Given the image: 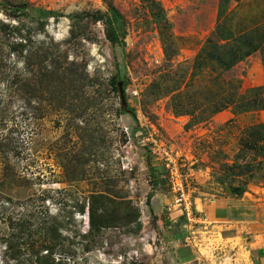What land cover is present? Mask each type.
Returning a JSON list of instances; mask_svg holds the SVG:
<instances>
[{"label":"rangeland","instance_id":"1","mask_svg":"<svg viewBox=\"0 0 264 264\" xmlns=\"http://www.w3.org/2000/svg\"><path fill=\"white\" fill-rule=\"evenodd\" d=\"M111 6L120 14L116 43L107 37ZM0 23L8 26L0 28V236L27 221L39 247L56 222L55 264L256 263L227 240L235 227L190 226L174 202L166 152L185 149L175 155L183 166L208 156L190 158L188 141L168 144L155 112L136 108L172 69L164 45L178 48L170 29L156 31L146 0H0ZM22 40L23 54L13 51ZM30 50L41 53L32 71ZM13 71L37 90L12 88ZM155 141L171 148L158 150ZM226 161L219 158V170L231 166ZM194 176L197 190L208 176ZM98 194L119 223L92 232L88 207ZM135 210L139 223L121 221ZM0 264H13L1 240Z\"/></svg>","mask_w":264,"mask_h":264},{"label":"crops","instance_id":"2","mask_svg":"<svg viewBox=\"0 0 264 264\" xmlns=\"http://www.w3.org/2000/svg\"><path fill=\"white\" fill-rule=\"evenodd\" d=\"M146 2L156 31L170 29L178 48L164 45L172 69L136 108L155 112L168 144L188 141L190 158L208 156L185 165L199 181L208 178L193 195L192 220L180 211L190 226L235 227L227 240L264 264V0ZM224 155L231 166L222 171Z\"/></svg>","mask_w":264,"mask_h":264},{"label":"trees","instance_id":"3","mask_svg":"<svg viewBox=\"0 0 264 264\" xmlns=\"http://www.w3.org/2000/svg\"><path fill=\"white\" fill-rule=\"evenodd\" d=\"M10 1V0H8ZM22 8H26L22 6ZM111 11L113 12V20L110 21L109 24V30L107 32V37L112 43L119 42V35L116 30L115 24L113 22L117 21L120 18V14L118 11L111 6ZM32 12L34 14H45L46 11L42 10L41 8H31ZM11 11V10H10ZM41 25H44L43 22H41ZM0 28L3 30H8V26L5 23H0ZM25 44L23 40L17 44L13 45L12 50L13 51H19L20 54H23L24 52ZM41 53L39 50H30L29 51V59L28 61V67H31L30 71L34 69V66L37 64V59H35L36 56H39ZM43 55H49L46 52ZM41 77L44 76L43 73H40ZM11 86L12 88H16L17 90L20 89H27L30 91H35L33 86L31 87L29 84L26 85L23 82L22 75L18 73L17 71H13L11 73ZM124 89V86H123ZM37 90V89H36ZM29 95H32L29 93ZM125 100H122V110L127 109L126 108ZM105 195H93L90 198V204L88 207V215H89V226L90 231L95 232L99 230H103L104 228L109 227H117L119 220H117V217L113 214H110L109 209H106L107 204L105 203ZM141 213L139 210H135V213L129 214L126 213L124 218H122L123 221H129L134 223H139L138 220L140 219ZM119 219V218H118ZM51 226L49 227L50 234L47 233L48 230L44 229L43 236L51 235V237L45 236L44 239L40 242L42 244L39 245V247H36V244H34L33 234L31 233V228H29V224L27 221L20 220L19 227H16L12 224V228L10 227V230L8 234L0 236V240L3 242L4 247V253L9 258L12 259L13 264H26L22 261V258L27 259V264H55V260L53 258V253L55 250V246L59 244L60 241L58 239L61 237L60 234H58V228L55 223H51ZM12 229V230H11ZM43 230V229H40ZM32 246V247H30ZM25 247V251L22 250V248ZM42 252H45L42 254Z\"/></svg>","mask_w":264,"mask_h":264},{"label":"built area","instance_id":"4","mask_svg":"<svg viewBox=\"0 0 264 264\" xmlns=\"http://www.w3.org/2000/svg\"><path fill=\"white\" fill-rule=\"evenodd\" d=\"M156 146L158 142L155 141ZM158 150L161 148H166V145H158ZM178 154V153H177ZM173 154V151L166 152V167H167V179L169 183V189L173 195L174 202L177 206L181 207V211H184L186 215L192 220L193 218V193H194V184H193V172L188 171L183 164L178 162V159Z\"/></svg>","mask_w":264,"mask_h":264},{"label":"water","instance_id":"5","mask_svg":"<svg viewBox=\"0 0 264 264\" xmlns=\"http://www.w3.org/2000/svg\"><path fill=\"white\" fill-rule=\"evenodd\" d=\"M119 88H120V90H121V94L123 95V93H124L123 84H120V85H119Z\"/></svg>","mask_w":264,"mask_h":264},{"label":"clouds","instance_id":"6","mask_svg":"<svg viewBox=\"0 0 264 264\" xmlns=\"http://www.w3.org/2000/svg\"><path fill=\"white\" fill-rule=\"evenodd\" d=\"M167 181H168V179H167ZM168 186H169V183H168ZM170 190V189H169ZM196 191L194 190V193H195ZM194 193H193V195H194ZM193 211H194V200H193ZM186 214V213H185Z\"/></svg>","mask_w":264,"mask_h":264}]
</instances>
